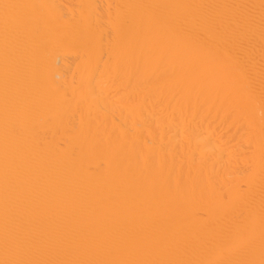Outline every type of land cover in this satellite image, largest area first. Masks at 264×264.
<instances>
[{
    "label": "bare ground",
    "instance_id": "obj_1",
    "mask_svg": "<svg viewBox=\"0 0 264 264\" xmlns=\"http://www.w3.org/2000/svg\"><path fill=\"white\" fill-rule=\"evenodd\" d=\"M0 264H264V0H0Z\"/></svg>",
    "mask_w": 264,
    "mask_h": 264
}]
</instances>
